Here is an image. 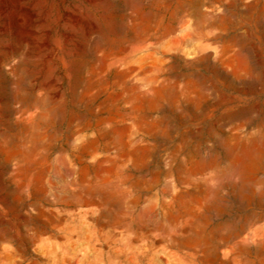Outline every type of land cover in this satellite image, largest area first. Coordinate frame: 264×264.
Returning a JSON list of instances; mask_svg holds the SVG:
<instances>
[{"label":"rangeland","instance_id":"374dc122","mask_svg":"<svg viewBox=\"0 0 264 264\" xmlns=\"http://www.w3.org/2000/svg\"><path fill=\"white\" fill-rule=\"evenodd\" d=\"M15 3L0 264H264V0Z\"/></svg>","mask_w":264,"mask_h":264},{"label":"bare ground","instance_id":"6f19581e","mask_svg":"<svg viewBox=\"0 0 264 264\" xmlns=\"http://www.w3.org/2000/svg\"><path fill=\"white\" fill-rule=\"evenodd\" d=\"M10 1V3H12V6H15V0H9ZM18 0H16V2H17ZM17 7V6H16ZM11 9V8H10ZM10 12H12L11 14H12V16H14L16 19H17V17H18V13H17V10H15L14 11V9L12 8L11 10H10Z\"/></svg>","mask_w":264,"mask_h":264}]
</instances>
